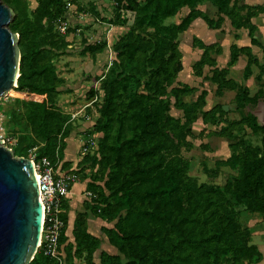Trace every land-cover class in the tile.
Segmentation results:
<instances>
[{
	"label": "trees",
	"instance_id": "1",
	"mask_svg": "<svg viewBox=\"0 0 264 264\" xmlns=\"http://www.w3.org/2000/svg\"><path fill=\"white\" fill-rule=\"evenodd\" d=\"M117 23L129 31L112 47L115 61L108 72L97 78L103 98L93 88L99 119L90 135H101L92 156H83L82 169L73 170L79 178L89 168L87 193L92 194L85 211L78 213L72 236H68L70 207L65 205L66 227L61 236L66 264H261L263 254L253 244L252 232L240 222L232 199L247 213L264 216V124L252 113L232 121L218 105L206 111L208 92L203 91L191 104L185 99L198 91L177 83L184 71L180 36L203 20L212 31H220L228 19L236 31L246 30L251 46L263 52L259 60L251 47L230 48L227 68H218L214 55H222L219 44L207 46L194 39V48L203 51L194 65V74L216 87V97L236 92L237 112L255 105L264 94L230 78L231 69L242 56L247 58L244 80L258 75L264 86V45L257 38L254 20L264 15V4L250 6L244 0H115ZM30 11L28 0H2L14 12L9 30L20 37V78L13 93L27 100L21 104L23 116H10L7 131L16 145L17 158H47L52 165L65 162L67 140L73 131L72 120L58 105L64 80L56 61L67 54L69 42L57 29L65 20L66 0H36ZM210 3L217 19L205 15L201 7ZM188 13L178 24L167 25L183 10ZM238 40V36H235ZM107 43L88 46L85 54L97 55ZM210 76L204 77L205 69ZM261 87V88H262ZM11 92V93H12ZM182 113L175 118L172 110ZM87 110V108H86ZM90 112V111H89ZM224 126L219 131L203 129L202 134L228 139L231 156L204 168L209 179L220 176L222 168L236 173L224 187L198 183L189 176L190 162L183 155L193 148V126ZM24 127V128H23ZM261 136L259 145L246 137V131ZM88 146V145H87ZM86 149H88L86 147ZM90 164V165H89ZM87 165L88 167H86ZM89 213L111 228L103 227L114 253L101 251V240L88 231ZM31 264H56L37 253Z\"/></svg>",
	"mask_w": 264,
	"mask_h": 264
},
{
	"label": "rangeland",
	"instance_id": "2",
	"mask_svg": "<svg viewBox=\"0 0 264 264\" xmlns=\"http://www.w3.org/2000/svg\"><path fill=\"white\" fill-rule=\"evenodd\" d=\"M143 1L144 0H141V2ZM28 2L30 5V11H34L38 6L36 0H28ZM66 2L69 5L66 18L71 31L66 39L70 46L67 54L60 56L56 61L58 74L64 80L62 88L63 92L58 98V105L65 113H67L71 120L73 119V116H77L72 122L73 131L71 132V138L69 140V154L79 159L87 154L84 152L86 147L88 148V155L92 156L98 148L99 139L102 137L101 135H90L96 121L99 119V115L96 112V108H94V106L91 107L92 101L89 100V93L94 88L95 91L99 92L100 99L103 98L104 94L100 90V84L97 83L96 80L106 74L111 65H113L116 56L112 52V47L119 38L129 31L131 26L127 25L125 27H119L110 24L112 22L114 24L117 23V7L115 0H66ZM242 4L250 6L263 5L264 0H244ZM201 9L208 17L217 19V10L210 3H207L206 6L201 7ZM187 13V9L183 10L181 14L174 19L167 21L166 24L171 25L180 23L181 20L186 17ZM199 22L200 24L195 26L193 31L202 35L204 34V30L208 33L209 28L207 26L205 28L202 20ZM256 23L258 25L257 27L260 29L257 38L264 45V15L260 16ZM222 30V32H220V30L218 32L215 31V33L212 32L211 34L212 36L214 35L213 40L219 39L220 43L226 46L228 44L226 39L230 38L228 35L233 34L228 19ZM242 31L244 37L248 39V32L246 30ZM187 32L181 35L179 39L180 49L185 55V61L188 64L187 69L183 71L182 75H179V77L183 78L180 83L189 85L190 87L195 88L198 92L186 98L185 103L191 104L195 102L203 90H208L209 97L207 100L209 105H211V103H214L213 105H215L217 101H220L222 105L228 107V109L232 111L228 116L230 120L239 121L243 116L252 113L259 118L261 124H264V94L259 98L255 105H251L240 112H236L237 104L234 100L236 92H231L222 100H217L215 95H212L214 92V86L209 81L206 82L204 79H198L193 75L194 63L197 61L200 54L192 47L193 40L195 39L193 32L190 34L191 32L189 31V35ZM204 37H207V35L205 34ZM105 42L107 43V48L99 54L95 56L90 53L85 54V49L88 46L100 45ZM237 44H241V42L239 41ZM254 53L259 60L263 61L262 50L255 48ZM244 62H246V60L241 61L240 65L237 66L238 69H242ZM220 63L221 66H226L228 64L227 59L223 60L222 58ZM189 65L191 66V69L189 68ZM254 70V75L256 74L257 76L258 71L256 68H254ZM238 73L239 71H236L234 76ZM204 75L210 76L208 68L205 69ZM241 81L244 85L248 83L244 80V76H242ZM251 81L254 82H252L250 88H248L251 90L252 96H255L260 90L264 93V86L262 87L259 85L254 77ZM26 100L27 99L23 97L22 94L17 92H12L0 99V139L6 141V147L10 149L14 148L16 141L14 140L13 135L8 133L6 127L10 116L14 114L21 117L23 116L21 104ZM172 115L175 118L182 117V113L176 109L172 110ZM222 127L224 126H205L202 120L193 126L194 138L190 140L193 144V148L189 151H184L183 155L191 165L189 176L197 180L200 184L210 183L219 187H224L228 181L236 176V173H233L230 169L222 168L220 176L215 180H211L204 171L205 167L210 170H215L217 162L226 161L231 156V151L229 149L231 141L213 135H201L203 129H209L208 131L215 132L219 131ZM245 134L247 139L252 141L253 144L259 145L261 143V136H254L248 130ZM88 170L91 171L92 169L88 168ZM89 175H91V173H89ZM76 192V196H79L80 193L78 190H76ZM89 201L90 198L85 193L78 209L84 211V205L85 203L88 204ZM232 202L239 215L240 222L244 227L248 228L246 223L254 221V225H251L252 228L248 229L252 232L253 244L260 247V251L264 254V224L260 222V215L247 213L244 206L236 204L233 199ZM78 212L80 211L78 210L77 213ZM71 226L72 225L68 228L69 231ZM70 234L71 233L69 232L68 235L70 236ZM103 250L104 248L101 247V251ZM99 254L100 252L96 254L95 259L97 264H99ZM78 264L84 263L78 262Z\"/></svg>",
	"mask_w": 264,
	"mask_h": 264
},
{
	"label": "water",
	"instance_id": "3",
	"mask_svg": "<svg viewBox=\"0 0 264 264\" xmlns=\"http://www.w3.org/2000/svg\"><path fill=\"white\" fill-rule=\"evenodd\" d=\"M14 12L0 0V99L20 78V37L9 30ZM44 209L35 164L0 141V264H31L40 245Z\"/></svg>",
	"mask_w": 264,
	"mask_h": 264
},
{
	"label": "built area",
	"instance_id": "4",
	"mask_svg": "<svg viewBox=\"0 0 264 264\" xmlns=\"http://www.w3.org/2000/svg\"><path fill=\"white\" fill-rule=\"evenodd\" d=\"M57 29L62 35H66L70 29L67 19L59 21ZM96 101L97 99L94 100V102ZM76 118L77 116H73L72 121ZM0 141L6 147V141L1 139ZM84 152L88 153V149H85ZM30 160L35 164L39 201L44 209L43 230L38 252L41 251L45 257L54 260L56 264H66L61 245V236L66 227L65 205L71 198L73 186L80 181V178L74 171H64L62 163L56 167L47 158H43L37 163L34 158ZM86 194L89 198L92 197V194Z\"/></svg>",
	"mask_w": 264,
	"mask_h": 264
},
{
	"label": "crops",
	"instance_id": "5",
	"mask_svg": "<svg viewBox=\"0 0 264 264\" xmlns=\"http://www.w3.org/2000/svg\"><path fill=\"white\" fill-rule=\"evenodd\" d=\"M204 6H206V4L204 5ZM204 6H202V7H204ZM202 10V9H201ZM204 12V11H203ZM200 21V20H199ZM199 21H197V22H195L191 27H190V29L188 30V32H187V34L189 35V31L191 32L190 34H192V32H193V34H194V37L196 38V39H199L200 41H202V42H204V44L205 45H207V46H210V45H213V44H219L220 46H221V48H222V55H220V56H217V55H214L213 57H214V59H216V61H217V65H218V68H220V69H224V68H227V66H228V64L226 65V66H221V58L223 59V60H226L227 59V63H229V61H230V48H231V46L232 45H234V44H236L238 47H251L252 48V50H253V54L255 55V53H254V50H255V47H252L251 46V42H250V39H249V37H248V39H246L245 37H244V33H243V31L241 30V31H236V30H234L233 28H232V30H233V34L232 35H228V37H230V38H227L226 39V42H228V44L226 45V46H224L222 43H220V41H219V39L218 40H213L214 38H213V36H212V32L213 33H215V31H212V30H210L209 29V32L208 33H206V31L204 30V34L202 35V34H200V33H198V32H194L193 31V29L195 28V26H198L199 24H200V22ZM203 21V20H202ZM256 21H257V19L256 20H254V24H256L257 25V23H256ZM204 22V21H203ZM204 26H205V28H206V24H205V22H204ZM258 26V25H257ZM208 27V26H207ZM223 30H221L220 32H222ZM216 32H218V31H216ZM259 32H260V29H259ZM207 35V37H204V35ZM235 36H238V40H236L235 39ZM207 38V39H206ZM222 41V40H221ZM241 42V44H237L238 42ZM193 44H194V40H193ZM193 48H194V46H192ZM195 50H197L198 51V53L200 54L199 55V57L197 58V61L194 63V65L200 60V58H201V56H202V54H203V51H201V50H199V49H196V48H194ZM180 51H181V49H180ZM181 53H182V55H183V65H184V71L187 69V67H188V64H187V62L185 61V55L183 54V52L181 51ZM244 60H246V62H244V64H243V67H242V69H238V65H240V63H241V61H244ZM186 62V63H185ZM246 66H247V58L245 57V56H242L240 59H239V62H238V64L235 66V67H233L230 71H231V74H230V78L231 79H233V80H235V81H237L239 84H241L242 86H244V87H249L250 88V85L252 84V82H254V81H251V79L249 80V81H246V82H248L247 84H243V82L241 81V79H242V76H244V71H245V68H246ZM191 66L189 65V68H190ZM191 69V68H190ZM236 71H239V73L236 75V76H234L235 75V72ZM254 72H255V70H253ZM183 73V72H182ZM182 73H181V75H182ZM193 75L195 76V74L193 73ZM209 75H211L210 74V70H209ZM196 77V76H195ZM204 77H208V76H205L204 75ZM254 77V79L256 78V74L253 76ZM197 78V77H196ZM181 79H183L182 77H179L178 78V83H180L181 82ZM198 79H203V78H198ZM182 84V83H181ZM185 85V84H184ZM214 86V85H213ZM203 91H207L208 92V90H203ZM202 91V92H203ZM201 92V93H202ZM200 93V94H201ZM215 93H216V87L214 86V92H213V94L212 95H215ZM231 93V91H229V92H226L225 93V95H224V97L227 95V94H230ZM209 94V93H208ZM210 96H211V93H210ZM208 97H209V95H208ZM215 97H216V95H215ZM223 97V98H224ZM235 97H236V95H235ZM235 97H234V100H235ZM223 98H217L216 97V99L217 100H222ZM208 99V98H207ZM214 103H211V105H209V103H208V100H207V107H206V111H209V110H211V109H214L215 107H217L218 105H220V106H222L223 107V109L225 110V112H228V113H232V111H230L229 109H228V107H225L224 105H222L221 103H220V101H217V103H215V105H213ZM236 112H237V108H236ZM235 113V112H234ZM229 114V115H230ZM209 130V129H208ZM69 140H70V138L67 140V149H66V152H65V155H66V158H65V162H70L71 163V170L73 171V170H78V168H83L82 167V165H80V162L82 161V159H83V157H81V158H76L75 156H72V155H70L69 154ZM78 157V156H77ZM86 167H88L87 165H85ZM89 173H90V171L87 169L84 173H83V177H81L80 178V181L77 183V184H75L74 186H73V188H72V192H71V198H70V200H69V202H68V206L70 207V212H69V227H70V225H72L71 226V228H70V231H69V229H68V233L70 232L71 234H70V236H69V238H70V240L71 241H73V236H72V231H73V226H74V222H75V219H76V216H77V214L78 213H83L84 211H85V208H84V211H82V209H78L79 208V206H80V203H82V200H83V198H84V194L85 193H87V187H88V182L90 181V178H89ZM76 190H78V192L80 193V195L79 196H76ZM80 190V191H79ZM80 211V212H78L77 213V211ZM254 215H258V214H254ZM260 217V222L261 223H263L264 224V216H259ZM252 218H257V217H252ZM87 222H88V231H89V233L92 235V236H94V237H96V238H98V239H100L101 240V247L102 248H104V250L103 251H106V252H111V253H114V251L111 249V247L109 246V243H108V240H107V238L103 235V233H102V228L103 227H108V228H111L112 227V225H108L107 223H105L104 221H102L101 219H99V218H96V217H94L93 215H91L90 213H89V218H88V220H87ZM259 222V223H260ZM254 223V221L253 222H247L246 224V226L248 227V228H252L251 227V225H254L253 224ZM104 237H105V239H104ZM259 249H260V247H258ZM263 254V253H262ZM263 256H264V254H263ZM261 264H264V260H263V262L261 263Z\"/></svg>",
	"mask_w": 264,
	"mask_h": 264
}]
</instances>
